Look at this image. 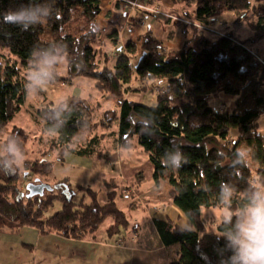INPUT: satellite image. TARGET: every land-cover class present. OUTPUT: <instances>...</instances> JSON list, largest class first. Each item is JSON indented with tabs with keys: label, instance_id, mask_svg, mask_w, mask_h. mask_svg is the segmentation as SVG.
<instances>
[{
	"label": "trees",
	"instance_id": "obj_1",
	"mask_svg": "<svg viewBox=\"0 0 264 264\" xmlns=\"http://www.w3.org/2000/svg\"><path fill=\"white\" fill-rule=\"evenodd\" d=\"M172 1L193 5L186 17L205 25L227 11L233 12L238 22L248 23L255 36L240 40L232 34L216 39L197 34L192 44L187 42L182 51L170 54L148 28L140 37V47L128 42V54L119 52L111 64L112 58L101 42L103 28L97 22L102 0H32L48 7L52 15L28 31L4 23L3 15L27 5L29 0H0V136L26 101V82L21 73L28 70L33 48L60 49L68 60L70 76L91 78L100 93L116 99L120 112L108 110L102 125L109 128L118 118L120 145L130 147L137 142L153 166L156 184H170L171 202L190 219L193 229L189 231L170 220H155L163 242L179 244L178 257L170 264H227L231 255L224 235L227 229L221 222L216 230L209 229L202 219V209L226 206L220 199L222 184L234 190L230 201L234 212L245 203L249 185L264 186V135L258 130V119L264 112V64L250 47L255 38L264 37V0ZM6 55L14 58L15 64L4 60ZM134 78L143 83L152 79L164 87L157 92L156 105L127 98ZM57 80L70 78L59 76ZM222 93L236 98L233 109L220 111L211 104L210 98ZM110 113L113 115L108 117ZM40 114L43 129L57 134L50 148L58 151L59 160L66 151L89 155L95 150L98 136L85 145L74 143L80 130L97 125L84 100L52 103ZM28 138L23 128L15 126L4 140L5 151L0 154V232L35 227L43 235L56 233L80 240L95 234L108 217L115 219L109 235L128 228L115 190L108 193V202L101 204L97 192L83 186L73 188L69 181L62 180L56 184H67L69 191L61 187L28 198L22 188L24 174L30 172L40 178L53 170V162L40 158L26 160L15 174H5V163L11 159L9 148L14 146L16 153L25 154ZM240 151L245 152L247 166L238 161ZM177 153L181 156L179 168L172 159ZM82 191L85 193L76 201ZM56 201L62 209L49 214Z\"/></svg>",
	"mask_w": 264,
	"mask_h": 264
},
{
	"label": "crops",
	"instance_id": "obj_2",
	"mask_svg": "<svg viewBox=\"0 0 264 264\" xmlns=\"http://www.w3.org/2000/svg\"><path fill=\"white\" fill-rule=\"evenodd\" d=\"M148 2L151 6L159 3L154 7L160 9L162 5L160 3H163L165 7L163 11L178 17L179 20L162 18L147 11H131L121 5L119 0H102V11L97 17V22L103 28L101 42L103 44L108 43L106 46H109V51L116 50L115 55L105 51L111 56L112 63L115 62L119 52L128 54L126 49L128 42L133 41L140 47V37L148 28L153 30L156 37L161 41L163 48L170 54L182 51L187 42L192 44L197 34H205L215 39L220 37L221 34H232L240 40L253 39L255 36V31L248 23L238 22L234 13L230 11L213 18L210 22L211 28L219 32V34L204 33L198 27V25L202 24L201 22L185 15L188 11H193V5H186L182 1L175 3L172 0H149ZM141 20L144 21V26L140 25L139 22ZM243 24L245 29L242 28ZM235 27H238L237 34L233 32ZM250 47L264 59V37L255 38L251 42ZM148 81L156 82L152 79ZM142 83L143 81L134 78L131 87ZM135 90L133 89L127 94L128 99L132 93H139V91ZM97 95L101 99L112 101L114 110L118 113L120 112V106L112 96L100 92ZM218 99L219 101L214 104L213 100L216 101ZM235 99L232 95L222 93L219 96L211 97L210 102L214 107L221 110V107L225 106V103L230 100L233 103L231 106V109H233ZM95 102L101 105V101L98 98ZM118 129V119L113 123L111 130H107L101 124H97L92 131L87 132L85 135L86 141L79 142L77 141L78 135L83 129L80 130L74 139L75 146L85 145L89 139L98 136L99 141H97L98 144L95 150L89 155L66 151L63 160H59V163L70 165V177L66 174L58 176L54 173L56 161L55 159H47L53 162V170L48 175L49 178H46L48 180L44 178L42 180L50 184L66 180L72 185L77 182L81 183L79 179H85L89 182L94 178L101 180L104 182L105 188V194L101 199H99L97 190L91 186H83L97 192L98 200L101 204H106L108 202V193L116 190L118 193L116 202L119 209L127 215L128 228L113 236L109 235L108 231L115 224V219L114 217H108L95 234L76 240L62 237L56 233L43 235L37 228L27 227L35 228L37 231L34 248L46 246L66 257H74L77 260L82 259L85 264H170L171 260L178 257L179 244L166 245L158 232L155 220H170L180 227L187 226L193 229L191 221L178 206L171 202L170 192L172 187L170 184L164 181L159 185L156 184L153 166L149 162L148 156L142 155L141 147L136 144L137 142L134 141L130 147H122L120 145ZM258 130L264 135L260 129ZM54 135L57 137V134L54 133ZM131 149L141 155L135 157L131 154ZM53 151L55 152L56 150ZM3 153L4 148L0 154ZM74 174H76L77 178H75ZM86 201L91 202V198H86ZM30 247L33 248L32 245Z\"/></svg>",
	"mask_w": 264,
	"mask_h": 264
},
{
	"label": "rangeland",
	"instance_id": "obj_3",
	"mask_svg": "<svg viewBox=\"0 0 264 264\" xmlns=\"http://www.w3.org/2000/svg\"><path fill=\"white\" fill-rule=\"evenodd\" d=\"M132 1L140 2L145 7H149V8H157L154 6H157V4H159V3H155V5L153 4V6H151L150 3L148 2L149 0H132ZM119 2H121L120 4L125 6L127 9H130V5L128 2L122 0ZM160 5H161V9L159 8V10L161 13H157V15L161 16L162 18L172 19V17L168 16L171 15L170 13L163 11L165 9L163 3H160ZM130 10L134 12L145 11L143 9H139V7H135L134 9H130ZM147 12H151V11L147 10ZM163 13L168 15H165ZM139 23L141 26H144L143 20H141V22ZM244 27L245 26L243 24L242 28L245 29ZM237 31H238V27H235L233 29V32L237 34L238 33ZM225 35L227 36V34H221V36H225ZM104 44H102L104 50L107 51L108 53H112L115 55L116 50L114 49L112 51H109L108 49L109 46H106V44L108 43L106 42ZM62 57H63L62 63L58 65L57 68L55 69L53 78L50 79V81L44 85L43 89L37 88L34 94H29V95L27 94L26 101L23 104L21 110L14 116L12 120L9 121V123L4 128V131L0 136V153L4 148V140L8 137L12 129L15 126L21 127L27 132L29 138H28L26 153L23 154L22 152H17L18 158L20 160V166L23 167L24 162L26 160L32 161L40 158L55 159L56 165L54 167V173H56L58 176L60 174H66L67 176L70 177L71 176L70 165L59 163L60 161L58 159L57 150L54 152L50 148L51 143L55 141L56 138L54 133L46 132L43 129L44 119L42 118L40 112L43 110V108L51 105L52 103H54L55 105H59L60 103L65 102L71 98L80 99V100L85 99L84 101L92 109L95 122L97 124L102 125V120L104 118L103 114H105L108 110H114V103L108 99H101L99 95H97L99 91L95 88L93 79L85 76H70L68 60L65 56ZM4 60H8L10 64H15L14 58L10 57L9 55H6ZM136 60L137 57L134 59V62H136ZM26 72L27 70L23 69L21 73V78L25 82H26L25 79ZM58 76L67 77V78L69 77L70 80L64 82L58 81L57 80ZM134 86L132 85V89H136L135 91L137 92L139 91L138 88H148V90L144 92L139 91V93H132L129 99L151 106L156 105L157 103L156 95L157 92L161 91L158 90L157 88H161V89L164 88V87H160L161 86L160 84L150 81H146V83L138 84V86L135 84ZM97 98L101 101V105L96 104L95 101L97 100ZM218 101L219 99L216 101L213 100V103L216 104ZM232 105H233L232 101L228 100L225 103V106L221 107L220 111L228 110V109L230 110ZM112 115L113 114L110 113L107 116L111 117ZM117 119L118 118H115L112 123H115ZM258 122H259L258 129H260V131L264 133V112L259 117ZM112 126L109 128L106 127L107 130H111ZM89 131H92V129H88L87 127L83 129V131L79 133L77 141L79 142L86 141L85 135L87 134V132L89 133ZM234 132L236 133L237 131L235 130ZM140 151H142L141 148ZM141 153L142 155L144 156L146 155L147 157V154L144 151H142ZM131 154L134 155L135 157H139L141 155V154H137L135 150H133ZM109 161L110 160L108 158V162ZM21 169L23 170V168ZM26 173L27 176H25L24 174V176L22 177V182L24 181L23 185L25 184L24 186L22 185L25 193L27 192L26 184L30 181H34L35 178L38 177L30 172H26ZM74 176L75 178H77L76 174H74ZM42 178L46 179L49 178V176H41L40 179L42 180ZM79 180L81 183L78 182L74 183L73 184L74 186L71 184L73 188L83 185L91 186L93 189L98 191L99 199H101L105 194L104 182H102L101 180L97 178L92 179L91 182L85 179L83 180L79 179ZM125 184L127 185V183ZM255 184L257 186H261L259 183H255ZM84 193H85L84 191L80 192L76 196V201H79ZM86 198L89 199V197ZM61 209H62V204L59 201H56L49 214H53ZM225 210H226L225 206L203 208L202 219L204 220L206 226L211 230L217 229V225L221 222L222 215L225 212ZM36 239H37V231L35 228L25 227L18 231L17 230L13 231L10 229H4L3 231H1L0 232V264H85L82 259L77 260L74 257H70V256L66 257L58 253L57 251H53L52 249L47 248L46 246L42 248H38V247L34 248L35 246L34 243ZM31 245L33 246V248L30 247Z\"/></svg>",
	"mask_w": 264,
	"mask_h": 264
},
{
	"label": "clouds",
	"instance_id": "obj_4",
	"mask_svg": "<svg viewBox=\"0 0 264 264\" xmlns=\"http://www.w3.org/2000/svg\"><path fill=\"white\" fill-rule=\"evenodd\" d=\"M51 15L48 7L29 0L27 5L6 11L3 22L18 26L22 31H28L31 27L43 23ZM62 60L60 49L39 50L34 47L25 77L27 94H34L37 88L43 89L44 85L53 78L55 69ZM9 153L11 159L5 163V174L11 175L16 173L20 160L14 146L9 148ZM217 154H220L219 150ZM244 157V151L237 152L238 161L247 166ZM172 159L174 166L179 168L180 154L177 153ZM13 165L16 167L14 168ZM234 195L232 187L227 184L221 185L220 199L226 205L221 223L227 229L224 235L228 241L227 248L231 251L227 264H264V186L249 185V191L244 196L245 203L235 212L230 204ZM234 215L235 220H233ZM181 229L191 230L187 226H181Z\"/></svg>",
	"mask_w": 264,
	"mask_h": 264
},
{
	"label": "water",
	"instance_id": "obj_5",
	"mask_svg": "<svg viewBox=\"0 0 264 264\" xmlns=\"http://www.w3.org/2000/svg\"><path fill=\"white\" fill-rule=\"evenodd\" d=\"M25 176H27V173H25ZM64 187V192L69 191V186L67 184H56L52 185L48 182L42 181L39 177L35 178L34 181H30L26 184V196L28 198L34 197V196H43L46 191L51 192L55 189Z\"/></svg>",
	"mask_w": 264,
	"mask_h": 264
},
{
	"label": "built area",
	"instance_id": "obj_6",
	"mask_svg": "<svg viewBox=\"0 0 264 264\" xmlns=\"http://www.w3.org/2000/svg\"><path fill=\"white\" fill-rule=\"evenodd\" d=\"M121 1V0H119ZM122 1H126L129 3L130 5V9H134L135 7H139V9H143L145 11H151L152 13H161L159 8H149V7H145L143 4H141L140 2H137V1H132V0H122ZM165 14V13H163ZM165 15H168V14H165ZM169 17H172L173 19H178V17H174L173 15H168ZM198 27L201 29L202 32H212V33H215V34H219V32H216L214 29L211 28L210 24L209 25H205V24H200L198 25ZM257 58L264 64V59L261 57V56H257ZM161 87V86H160ZM158 90H161V91H164L165 89H161V88H157ZM224 111V110H222ZM226 111V110H225Z\"/></svg>",
	"mask_w": 264,
	"mask_h": 264
}]
</instances>
